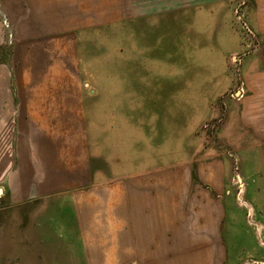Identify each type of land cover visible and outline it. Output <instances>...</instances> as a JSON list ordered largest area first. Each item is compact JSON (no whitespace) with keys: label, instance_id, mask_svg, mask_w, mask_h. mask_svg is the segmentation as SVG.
<instances>
[{"label":"crops","instance_id":"crops-1","mask_svg":"<svg viewBox=\"0 0 264 264\" xmlns=\"http://www.w3.org/2000/svg\"><path fill=\"white\" fill-rule=\"evenodd\" d=\"M120 2L28 0V7L33 16L39 10L47 17L59 15L62 8L123 7ZM141 2L142 19L151 15L157 24L167 20L173 39L179 42L192 34L197 13L203 21L215 22V35H222L227 44L224 61L242 47L232 19L234 0ZM257 5L256 28L264 33V0ZM93 24L67 21L60 31H67L72 39ZM185 47L179 46L172 66L178 79L171 85L161 83L155 97L145 100L142 88L133 85L137 89L128 101L111 96V90L87 96L74 70L62 71L58 66L27 81L31 84L27 97L17 104L13 93L0 99V198L6 195L11 203H27L30 243L38 244L37 251L30 247L37 254L33 258L28 249L30 260L230 264L226 228L231 225L227 222L231 194L237 202L235 211L246 209L255 237L264 245V53L242 65L239 88L244 84L249 95L239 103L225 99L222 104L235 84L223 88V96L211 110L210 99L194 92L193 87L199 86L193 84V76L184 74L194 68L185 58L189 55ZM56 71L58 78L52 75ZM38 78L45 83L42 89L35 85L41 81ZM182 102L195 105L191 116L176 108ZM142 103L172 104L174 110L142 113ZM211 121L220 123L216 139L221 147L215 141L211 144ZM53 203L61 209L55 210L65 212L59 221L47 217L55 211ZM40 216L46 218L41 235L40 229L35 231Z\"/></svg>","mask_w":264,"mask_h":264},{"label":"rangeland","instance_id":"rangeland-1","mask_svg":"<svg viewBox=\"0 0 264 264\" xmlns=\"http://www.w3.org/2000/svg\"><path fill=\"white\" fill-rule=\"evenodd\" d=\"M140 1L142 0H121L123 7L92 10L70 8L64 11L62 8L59 15L45 17L39 10L33 16L28 7V0H0V99L9 98L13 93L17 99L14 103L17 104L21 98L27 97V86H31L27 81L32 80L36 74L47 75L50 69L58 66L62 71L74 70L76 79L83 85V93L87 96L98 91L100 95H106L111 90V96L125 97L128 101L137 89L131 86L133 85L142 88V100H145L149 96L155 97L156 87L160 88L161 83L171 85L173 80L178 79V73L173 71L172 66L176 65V53L182 45H187L184 49H187L189 55L185 58L187 61L189 59L188 64L194 67L192 72L184 74L193 76V84L199 86L193 87L194 92H203L206 96L204 99H210L211 110L223 96V88H230L235 84L222 98V104L225 99L239 103L249 95L244 84L243 88H239L242 83V65L248 59L262 56L264 53V33L256 28L258 0H234L232 19L235 30L241 37L242 47L235 54L228 56L229 65L224 61L226 56H223L227 44L221 40L222 35H215L214 21L207 18L205 22L203 17L196 13L193 15L195 24L192 25V34H189L185 41L179 42L173 39L171 25L167 20L163 19L162 24H157L151 15L142 19ZM126 4L130 6H125ZM262 14L264 15V12ZM67 21H92L94 24L78 31L74 38L69 39L67 31H60ZM52 24L55 26L52 27ZM49 31L50 33H47ZM65 51H68L69 55H66ZM196 51L198 54L194 53ZM233 57L239 59H232ZM72 63L76 64V69ZM43 69L47 71H40ZM58 73L56 71L52 75L58 78ZM66 76L70 79L71 73H66ZM37 80L41 81L35 85L42 89L45 85L43 78ZM238 88L243 89L242 97L239 96ZM92 90L94 93H91ZM182 103L177 104L176 108L191 116L195 105ZM124 106L127 114L128 105ZM163 106L142 103V113L171 114L174 110L172 104ZM130 112L135 111L130 109ZM217 125L220 123L216 121L208 123L209 137L211 144L215 141V146L221 147L216 139L220 130ZM179 126L182 128L181 123ZM251 194L252 192L249 194L250 199ZM227 203L231 207L227 217V222H231V225L226 228L230 264H264V251H260L264 250V245L255 237L256 229L246 218V209L235 211L237 202L232 194L229 195ZM43 205L45 206L44 203ZM53 209L61 210L56 203H53ZM64 213L55 210L53 213L48 212L47 217L53 215V219L59 221V215ZM30 217L34 220L32 211ZM45 219L40 216L39 220H35L38 221L36 226L40 227H36L35 231L40 229V235L44 230L42 225ZM27 223L28 206L25 200L11 203L6 195L0 198V264H42L41 260L28 258V249L31 247L37 251L38 244L35 243L34 246L30 243L33 240L32 236L28 235ZM262 237L264 238V235ZM31 250L29 253L33 258L37 254L33 255ZM39 253L41 257V252Z\"/></svg>","mask_w":264,"mask_h":264},{"label":"built area","instance_id":"built-area-1","mask_svg":"<svg viewBox=\"0 0 264 264\" xmlns=\"http://www.w3.org/2000/svg\"><path fill=\"white\" fill-rule=\"evenodd\" d=\"M232 59H239L238 57H233ZM243 89H239V96L242 97ZM233 97V95H232Z\"/></svg>","mask_w":264,"mask_h":264},{"label":"trees","instance_id":"trees-1","mask_svg":"<svg viewBox=\"0 0 264 264\" xmlns=\"http://www.w3.org/2000/svg\"><path fill=\"white\" fill-rule=\"evenodd\" d=\"M192 180L195 182L196 181V178H195V172L192 171Z\"/></svg>","mask_w":264,"mask_h":264}]
</instances>
